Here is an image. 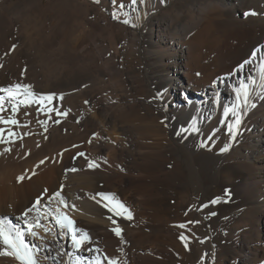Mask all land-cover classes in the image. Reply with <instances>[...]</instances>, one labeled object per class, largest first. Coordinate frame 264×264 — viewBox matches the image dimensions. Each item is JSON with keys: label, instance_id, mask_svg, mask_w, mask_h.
I'll return each mask as SVG.
<instances>
[{"label": "bare ground", "instance_id": "obj_1", "mask_svg": "<svg viewBox=\"0 0 264 264\" xmlns=\"http://www.w3.org/2000/svg\"><path fill=\"white\" fill-rule=\"evenodd\" d=\"M85 1L58 0L53 5L50 0L47 6L44 0H0V88L30 84L31 91L39 97L54 96L51 102L34 100L25 97L21 90L17 99L27 100L28 106L19 104L13 114L15 101L0 92L6 109L0 114L19 121V126L0 124V128L11 127L17 133L14 143L0 144V212L7 211L9 199L23 204L30 198L43 197L40 222L52 231L46 233L50 241L47 246L41 245V252L53 264L54 258L55 264H62L64 258L69 264H94L105 256L120 264H139V258L129 250L126 234L131 229L121 222L125 217L105 208L99 215L105 218L106 225H100L92 213L85 216V211L76 207L84 204L83 199L95 205L101 199L97 193L107 194L111 202L116 195L112 189L115 183L120 190L130 178H145L137 169L152 155L161 156L155 149L177 150L188 166V179L197 180V253L201 248V257L206 255L210 261L214 255L231 249L241 254L234 255L231 264H264V89L260 87L264 82V0H138L135 7L130 0H116L115 4L100 0L98 6L92 3L94 0ZM164 8H169V12L160 13ZM107 11L116 23L105 18ZM50 12L53 17H49ZM216 12L223 15L214 24L221 39L216 49L217 75L203 83L202 73L197 72L192 81L187 39H197L200 33L192 34L194 29ZM82 24L97 31L102 39L105 46L101 59L83 48L77 38H71L73 26ZM128 28L134 30L131 38L120 32ZM142 41L146 47L144 81L151 83L156 113L144 125L137 124L144 119L140 114L121 123L115 110L121 108L119 102L105 98L107 87H101L98 80L106 78L105 68L109 66L128 86L121 70L122 60L129 47L138 54ZM71 54L78 58L75 64L67 60ZM246 78L249 85L253 79L256 81L249 101L254 106L243 109L240 132L230 142L227 125L232 123V110L239 103L236 90ZM58 112L68 114L57 115ZM52 117L59 126L45 134L44 127ZM136 127L143 131L145 145L137 140ZM74 138L87 141L82 149L84 156L77 155L80 150L65 149ZM196 143L200 154L197 165L193 156ZM143 146L149 151L142 152ZM6 148L11 151L5 152ZM92 161L99 167L90 169L88 163ZM175 163L165 162L160 170ZM202 165L209 170V179ZM73 168L77 171H71ZM143 187L146 207L144 203L140 206L148 211L151 200L147 189L158 195H162V190L156 184ZM57 191L75 209L64 208L59 198L48 204ZM225 192L230 196L226 198ZM216 199L218 202L212 204ZM54 207L70 209L69 217L77 229L89 234L91 242L67 253L65 244L57 238L58 234L66 235L51 219ZM46 212L49 215H44ZM213 212L216 214L211 215ZM223 214L230 218L231 226L217 242L215 233L209 235L205 219L212 221ZM36 217L37 213L32 212L26 219H13L15 225H24ZM114 227L122 229V239L114 234ZM201 232L208 235L200 237ZM189 240L194 245L191 237ZM180 249L178 244L176 251Z\"/></svg>", "mask_w": 264, "mask_h": 264}, {"label": "rangeland", "instance_id": "obj_2", "mask_svg": "<svg viewBox=\"0 0 264 264\" xmlns=\"http://www.w3.org/2000/svg\"><path fill=\"white\" fill-rule=\"evenodd\" d=\"M49 1L50 0H44V4L48 6ZM52 1L53 5L58 2V0ZM81 1L86 2L85 0ZM92 3L98 6V3ZM168 9L169 8H164L160 13H168ZM53 16L54 13L50 12L49 17ZM105 18L112 23H116L113 21L112 14L109 11L105 12ZM222 18L223 15L220 12L209 14L207 20L201 22L192 33L194 34L198 32V35L200 33L198 38L196 39L191 36L187 39L192 57L190 62V79L192 81L196 79L197 72L202 73L203 83L212 81L217 75L219 59L216 57V49L219 44H221V39L214 24ZM51 23L55 25L56 21L52 20ZM117 25H120V23L117 22ZM120 32L123 33V36L127 35L128 38H131L130 35L134 33V30L128 28L127 31ZM71 38L73 40L77 38V40L82 42L81 44L83 45V48L85 47V49L91 50V52L98 55L101 59L102 48H104L105 45L97 31L91 30L87 24L73 26L71 30ZM141 45L142 50L138 54H135L133 48L129 47L122 60L121 70L128 81V86H124L120 82L119 75L109 66H106L105 68L107 74L106 78L102 77L103 79L100 78V80H98V82L101 81V87H107L108 94L106 93L104 95L105 98L112 102H119L118 104L121 108L115 110L119 113L118 116L120 117L121 123L122 121L125 122L127 118L140 114L139 116L144 119L137 124L144 125L149 121L150 115L156 113L155 109L157 108V105L154 102V91L152 90L149 80L144 81L145 61H143V57L146 51L145 41H142ZM69 56L70 57H67L69 63L75 64L78 61L75 54ZM101 62L104 64L105 60H101ZM92 68L94 69V66ZM110 79L111 82L109 81ZM161 112L163 111L161 110ZM58 126L59 122L52 117L48 121V125L44 127L47 129L45 134H49L53 128ZM135 129L137 130L136 132H138L137 134H139L137 135L138 137H136L137 140L140 139L143 144L146 143L144 140L145 137L142 135L143 131L141 132L137 127ZM118 134H120V132H118ZM39 135H43V133ZM86 142L87 141L83 138H74L68 143L65 149L70 151H82ZM143 147L145 148L141 149L142 152L149 151L146 146ZM196 147L197 143L195 144V150L193 153L197 165V157L200 156V154H197ZM155 151L160 152L161 156H157L156 154L152 155L150 161L139 166L137 169L144 174L145 178H139L137 176L130 178V181L122 186V190H117V185L115 183V186H112V189H114L116 195L111 202L105 201L101 198L100 201L94 205L85 202V199H83L84 204H82V206H77L76 208L85 211V216L92 213L94 216L91 214V217L97 219L98 224L106 225V220L104 221L105 218L103 217V219L99 215V212L101 214L106 208L104 207L105 203L108 204V207H114L116 202L122 203L126 206L129 211H131L133 218L131 220L123 218L121 222L123 225H128L131 229V232L126 234V237L128 238L130 245L129 250L134 252L137 259L139 258V264H231L233 256H236V254L240 256V252H235L230 249L219 254L217 257L214 255L210 261L207 260L206 255L201 257V248L198 251L199 253H197V223H191L192 221H197V202H199L197 199V180L192 181L188 179V166L183 162L181 152L177 150L171 152L169 149H155ZM80 153H77V155ZM183 156L185 157L186 155ZM132 158L134 159L133 156ZM136 158L139 159V157ZM140 161L141 160L138 161L139 164L141 163ZM199 161H201L200 157ZM165 162H176L177 164L175 163V165L167 167V170L161 171L160 169L164 167L163 163ZM202 166L207 179H209V170L204 167V165ZM145 184H156V186L162 190V195H158L153 189H147L151 200L148 211H145L144 209L146 203L142 198V193L144 192L143 186ZM9 200L10 201H8L5 206L7 211L4 213L0 212V218L8 219L6 221L10 222V226L14 225L16 228L26 232L27 224L30 222H26L24 225H15L13 218H16V216H23V213L34 204L36 199L30 198L23 204L14 203L13 200ZM141 203H144L145 207L143 205L140 206ZM27 206L29 207L27 208ZM57 209L70 216V209H62L61 207H54L51 216L56 215ZM5 213L9 215H6ZM205 223L207 224L209 235L211 233L217 235V242L221 241L231 226V220L230 218H227L226 214H223L220 218L213 219L212 221H207L205 219ZM180 225H185V227H180ZM35 231L39 232V235L44 237V239L33 238L26 232L25 240L30 244L40 247L43 244L47 246L50 241L49 235H47L42 229H35ZM173 231H176V233ZM65 235L66 236L62 237L58 234L57 238L65 244V251L68 253L70 249L74 248V246L71 243L69 236L66 233ZM174 235H176V238ZM206 235H208L207 232H201L199 234L200 237H205ZM181 236L185 239L182 240ZM190 237L193 239L194 245L190 243ZM178 244L181 249L176 251ZM256 249L260 251L261 248L257 247ZM4 250V245L0 243V253ZM257 255L260 256L261 254L258 253ZM45 256H47V259H45ZM37 259L38 264H53L50 262V257L42 252L38 253ZM214 261L215 263H213ZM0 264H20V262L16 260L14 256L0 254ZM62 264H69L68 260L64 258ZM104 264L107 263L104 262Z\"/></svg>", "mask_w": 264, "mask_h": 264}, {"label": "snow or ice", "instance_id": "obj_3", "mask_svg": "<svg viewBox=\"0 0 264 264\" xmlns=\"http://www.w3.org/2000/svg\"><path fill=\"white\" fill-rule=\"evenodd\" d=\"M95 3H99L100 0H94ZM113 4L116 3V0H112ZM161 2H165V0H161ZM130 3L132 6L138 5V0H130ZM119 7L123 8L125 7L124 4H120ZM114 18L115 14H113ZM124 23H128L127 20L124 21ZM15 45H13L12 50H15ZM2 67V65H0ZM26 71V70H25ZM256 81L253 79L251 82V85L247 83V78L244 82H242L239 86V89L236 90V97L239 103L236 105V108L232 110L233 113V120L232 123L227 125V131L228 135L230 137V142L235 141L236 136L240 132V125H241V118L243 115V109L246 107L254 106V104L250 105V97L252 92L255 91ZM260 87L264 89V82L261 83ZM32 86L30 84H15L12 85L9 88H0V92H6L8 99L11 101H15L11 107L12 113H16L18 105L19 104H25V106H28L27 100H18L17 97L22 94L25 97H31L34 100H46L48 102H51L54 99L53 95H49L47 97H39L37 94L33 93L31 91ZM63 97H60L62 99ZM239 109V111H237ZM5 100L4 97L0 96V113L5 112ZM67 112L60 113L58 112L57 115H63L67 116ZM46 123V122H42ZM0 124L3 125H10V126H19V121L16 120L13 116H9L8 118H5L2 114H0ZM198 131V129H194ZM5 131H7V138H5ZM45 131L47 129L45 128ZM96 135V134H94ZM17 136V133L12 130L11 127L7 129L0 128V144L5 143H14V139ZM91 143V141H89ZM11 148H6L5 152H10ZM3 153H0L2 155ZM80 156H84V153H80ZM44 163V161H41V164ZM88 167L90 169L97 168L99 165L95 163L94 161L88 163ZM71 171L75 172L77 169L73 168ZM19 179L22 181L24 179L23 176L19 177ZM62 191V189H61ZM61 191H57L53 194V197L48 200V204L52 202V199L59 198V203L64 206V208H73L75 209V205H69L67 201L61 196ZM96 196L101 197L103 200L108 201L110 198L105 193H97ZM96 196H93L92 199H96ZM230 193L225 192V197H229ZM41 199L43 197H38L34 204L28 208L24 213L23 217L26 219L28 215L32 212L37 213V217L34 221L27 224L26 232L27 234L31 235L33 238H38L43 240L44 237L39 235V232L35 231V229H42L45 233H48L52 231L48 227H46L44 224L40 222V216H41ZM218 202V199L211 201L212 204H216ZM46 207V205H45ZM104 207L108 208V211L115 212L116 215L123 216L128 220H131L132 213L127 209L126 206H124L122 203L116 202L114 207H108V204L105 203ZM216 213L213 212L211 215H215ZM44 215H49V213H44ZM51 219L55 221L56 227L61 231V233H66L73 246L76 249H80L85 242H91V238L89 234L86 231H82L76 228L75 222L65 213L60 212L58 209L56 210V215L51 216ZM109 219H112V217H109ZM113 223H116L113 221ZM191 223H198V221H192ZM180 227H185V225H180ZM114 234L117 237H121L122 239V229L120 227H114L112 229ZM26 232L24 230H21L19 228H16L14 225L10 226V222L6 221L4 218H0V243L4 245L5 250L0 253L2 255H10L14 256L16 260L20 262V264H38V253L43 251L44 249L40 246L30 244L25 240ZM181 239H185L183 236H181ZM50 251V249H48ZM95 251H99V249H95ZM57 255H61V253H57ZM45 259H47V256H45ZM107 261V264H120L119 260H114L110 257L105 256L103 260L100 258H97L94 261V264H104V261ZM54 264H55V258H54Z\"/></svg>", "mask_w": 264, "mask_h": 264}]
</instances>
